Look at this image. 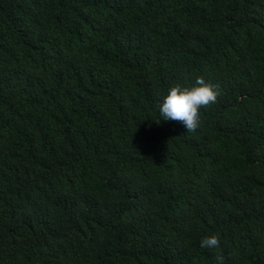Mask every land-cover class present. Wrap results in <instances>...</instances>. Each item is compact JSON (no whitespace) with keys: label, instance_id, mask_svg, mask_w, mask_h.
Wrapping results in <instances>:
<instances>
[{"label":"trees","instance_id":"16d2710c","mask_svg":"<svg viewBox=\"0 0 264 264\" xmlns=\"http://www.w3.org/2000/svg\"><path fill=\"white\" fill-rule=\"evenodd\" d=\"M0 264H264V0H0Z\"/></svg>","mask_w":264,"mask_h":264},{"label":"clouds","instance_id":"9594fccd","mask_svg":"<svg viewBox=\"0 0 264 264\" xmlns=\"http://www.w3.org/2000/svg\"><path fill=\"white\" fill-rule=\"evenodd\" d=\"M220 95L218 85L205 82L202 76H197L191 86L176 83L167 90L162 102L157 103L159 115L165 121H175L184 126L186 132H195L200 124V110L215 104ZM218 234L205 236L200 241L202 248H218Z\"/></svg>","mask_w":264,"mask_h":264}]
</instances>
